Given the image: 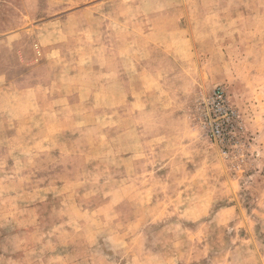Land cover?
<instances>
[{
	"label": "rangeland",
	"instance_id": "1",
	"mask_svg": "<svg viewBox=\"0 0 264 264\" xmlns=\"http://www.w3.org/2000/svg\"><path fill=\"white\" fill-rule=\"evenodd\" d=\"M0 264H264V0H0Z\"/></svg>",
	"mask_w": 264,
	"mask_h": 264
},
{
	"label": "built area",
	"instance_id": "2",
	"mask_svg": "<svg viewBox=\"0 0 264 264\" xmlns=\"http://www.w3.org/2000/svg\"><path fill=\"white\" fill-rule=\"evenodd\" d=\"M201 106L203 127L216 143L224 145L240 124L238 112L230 102L227 91L221 86L216 87Z\"/></svg>",
	"mask_w": 264,
	"mask_h": 264
}]
</instances>
